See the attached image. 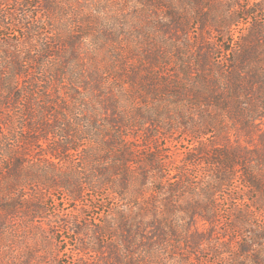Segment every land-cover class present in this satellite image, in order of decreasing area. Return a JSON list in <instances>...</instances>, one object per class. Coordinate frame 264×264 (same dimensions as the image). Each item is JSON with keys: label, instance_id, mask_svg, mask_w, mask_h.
<instances>
[{"label": "trees", "instance_id": "trees-1", "mask_svg": "<svg viewBox=\"0 0 264 264\" xmlns=\"http://www.w3.org/2000/svg\"><path fill=\"white\" fill-rule=\"evenodd\" d=\"M262 126L263 10L0 0V242L62 239L69 264H264ZM88 199L110 201L105 220L42 226L48 204ZM197 221L222 239L208 260Z\"/></svg>", "mask_w": 264, "mask_h": 264}, {"label": "rangeland", "instance_id": "rangeland-1", "mask_svg": "<svg viewBox=\"0 0 264 264\" xmlns=\"http://www.w3.org/2000/svg\"><path fill=\"white\" fill-rule=\"evenodd\" d=\"M235 1L239 2L240 6H242L243 8H247V6L250 5V7L254 8L256 11H260V10L264 11V0H235ZM238 8L239 7L235 8L236 11L238 10ZM196 27H197L196 25L192 27L194 31ZM196 32L199 33V31H196ZM203 37H207V35L204 34ZM260 134L261 135L255 136L253 138L254 142L250 145L251 147L259 148L260 147L259 140L261 139L262 141H264V126H262L261 128ZM175 140L177 141V143L173 142L174 145L171 144L172 151L174 153V161L181 162L183 159H185L186 154H187L188 146H187L186 140L188 139L184 137L182 138L177 137ZM241 145L244 146L246 144L243 141H241ZM203 170L205 171V169ZM220 199H223V197L221 196ZM88 201L91 203H84V206L86 205L88 207H84L82 205V206H76L74 208L71 206L70 207L69 206H62V207L59 206L57 208H54L53 205L48 204V207H47L48 212L46 213L47 215L45 216V220L42 223V226L48 232H55L54 230L56 229H52L51 226L59 225L60 221H64V219L65 221L72 222L74 221V219L81 220L83 218L86 219L87 216H97L99 214L98 216H101V219L105 220L108 214V209L104 208L103 206L106 205V202L109 203L110 201L106 199L105 202H103V204H101L100 202L93 203L91 199H88ZM221 205H222V202H221ZM92 207H94V209ZM209 228L210 226L208 224H205V222L197 221L195 224L192 223L190 226H188L187 224V229L189 232L201 233V235L203 236L204 241H203L202 248H205V250H203L202 256L204 260L211 259L212 252L216 251V249L218 250V248L214 246L215 243L213 242V240L216 241V243L217 241L218 243L222 242V239L218 235H215V233L213 234V237L211 239L212 241L211 240H209L208 242L205 241V233L209 230ZM38 236L39 235L37 234V238ZM31 237L32 235L26 232L25 234H22V235L19 234V236H17L11 242L6 241L8 244H5L4 241H1L0 242V264H9L8 260L10 259V257L16 258L14 260L15 264H21V262H19L18 260L22 261L25 258H27V264H35L34 261L30 263V259L33 258L31 260H37V258H40V257H42L40 262L36 264H69L68 258L71 257L70 255L71 247L64 245L63 248L65 249L61 252H58L59 247L61 246V244H59L58 241L62 239L55 241V238H52V240H50L49 242V247L47 248V250L50 249V254L46 253V255H44V253L40 249V246L38 244H34ZM92 240L93 238L85 240L87 246H91L90 242ZM103 256H105V254L102 255V258L106 262L108 257L107 256L103 257ZM102 258L99 256H95V260L98 262V264H104V260H101ZM82 262H84V264H90L89 261H85L83 259H82Z\"/></svg>", "mask_w": 264, "mask_h": 264}]
</instances>
